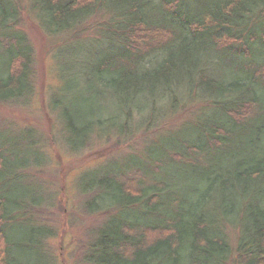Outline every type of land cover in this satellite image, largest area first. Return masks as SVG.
I'll use <instances>...</instances> for the list:
<instances>
[{"label": "trees", "instance_id": "obj_1", "mask_svg": "<svg viewBox=\"0 0 264 264\" xmlns=\"http://www.w3.org/2000/svg\"><path fill=\"white\" fill-rule=\"evenodd\" d=\"M29 9L50 37L80 39L81 29L101 15L95 43L111 44L114 52L95 75L110 76L107 84L122 99V111L82 126L79 145L69 143L74 151L96 136H133V111L148 114L141 123L156 127L198 106L178 131H165L168 142L160 144L161 134L145 144L131 169L142 179L118 169L79 180L78 192L87 197L81 210L106 216L83 263L264 264V0H30ZM19 21V2L0 0V105L26 103L34 92L33 53L16 29ZM221 63L236 77L220 75L215 68ZM138 96L145 105L134 108ZM5 143L0 264H40L31 258L37 248L50 264L43 252L49 228L35 224V213L54 197L16 191L24 173L42 162L19 165ZM177 169L198 174L202 187L189 189L193 198L177 185L184 178Z\"/></svg>", "mask_w": 264, "mask_h": 264}, {"label": "rangeland", "instance_id": "obj_2", "mask_svg": "<svg viewBox=\"0 0 264 264\" xmlns=\"http://www.w3.org/2000/svg\"><path fill=\"white\" fill-rule=\"evenodd\" d=\"M13 1H18L20 5V21L16 29L25 36V42L33 53L34 92L26 103L0 105V132L6 135L3 137L5 145L14 153L12 160L16 158L19 165L25 166L24 161L42 162L38 169L24 173L22 182L15 184L16 191L34 189L38 193V190L44 192V196L54 197L49 208L40 211V215L35 213V224L49 228L43 252L50 257V264H87L82 259L88 252L95 230L106 216L88 215L81 210V204L87 197L78 192L79 180L86 173H92L95 178L118 169L128 173V179H142L143 173L131 169L145 155V144L156 141L161 134L160 144L168 142L169 136L164 134L165 131H178L198 106L189 107L156 127L141 123L148 114L133 111L128 122L133 136L102 138L95 135L85 149L74 151L69 143L79 145L83 136L82 126L96 121L98 117L105 121L122 111V99L116 98L107 84L110 76L95 75L103 57L114 53L111 44L102 42L100 46L105 48L100 51V46L95 43L101 40L102 27L96 29L101 15L81 29L78 35L80 39H75L73 34L50 37L30 12V0ZM182 8L186 11L185 7ZM261 46L258 43L254 48L257 50ZM96 50L98 53L95 54ZM215 69L224 77H236V71L225 68L224 63ZM132 104L137 108L145 105V101L138 96ZM252 111L254 113L255 108ZM82 118V122H77ZM74 127L79 128L80 132L74 133ZM177 170L179 172L175 175L184 177L177 185L186 188V195L193 198L189 189L202 187L198 174H188L187 170L183 174L180 169ZM16 229L23 230L21 225H16ZM230 232L232 235L233 231ZM31 255L38 263L46 264L40 248L32 250Z\"/></svg>", "mask_w": 264, "mask_h": 264}]
</instances>
